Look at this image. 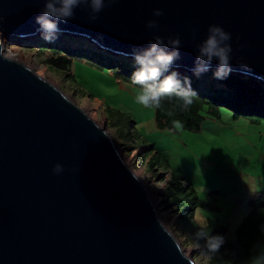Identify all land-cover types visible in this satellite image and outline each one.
I'll list each match as a JSON object with an SVG mask.
<instances>
[{
	"label": "water",
	"instance_id": "95a60500",
	"mask_svg": "<svg viewBox=\"0 0 264 264\" xmlns=\"http://www.w3.org/2000/svg\"><path fill=\"white\" fill-rule=\"evenodd\" d=\"M44 7L45 0H0V30L36 35ZM89 13L77 8L74 19L59 22L62 32L129 56L157 35L166 43L179 36L172 69L189 72L209 26H222L232 37V72L264 82V0H118L95 21ZM150 20L159 28L149 29ZM2 39L0 264H197L105 126L46 77L5 57Z\"/></svg>",
	"mask_w": 264,
	"mask_h": 264
},
{
	"label": "rangeland",
	"instance_id": "374dc122",
	"mask_svg": "<svg viewBox=\"0 0 264 264\" xmlns=\"http://www.w3.org/2000/svg\"><path fill=\"white\" fill-rule=\"evenodd\" d=\"M0 34L3 35V55L5 57H8L5 54L9 53L13 58H8L25 64L36 73L40 72V75L59 86L89 115L95 114L96 121L105 126L115 139L127 164L147 186L163 224L177 237L185 253L197 264H210V253L201 246L202 242L197 237V230L193 228L191 221L187 220L188 225H186L184 219L179 218L178 214L173 211L165 209L162 204L170 173L161 169L165 178H162L160 174L156 175L146 166L145 156H142L144 153L140 152L139 148L132 151L128 149L127 145L133 144L127 142L118 134L116 128L110 125L105 103L119 107L122 111L129 113L133 121L135 120L137 131L140 134L135 143L139 147L155 145L158 151L164 154L163 158L168 159L170 168L183 172L187 181L196 184L200 197L207 198L211 195L217 198L220 209L215 213L213 210L197 207L194 214L195 222L204 224L208 219L207 215L215 213L223 223L228 225L227 238L235 237L237 226L250 209L249 195L244 197V202L239 203L240 195L237 194L247 190L249 185L256 186L252 187V189L257 188L255 190L263 189L260 187L264 182L261 168L251 165V162L257 159L260 150L264 147V144L261 145V142L254 137L255 134H264V120L259 121L254 126V130H251L248 123L250 119L241 114L234 117L233 110L223 107L221 117L205 118V122L198 130H186L181 126H176L175 129H161L155 121V108H145L136 102L135 97L140 87L118 79L111 73L109 67L98 66L87 58H76L71 65V70L76 77L75 81L69 70H60L46 62V57L51 55V47L48 42L41 39L40 33L23 38L9 35L2 30ZM74 40L77 42H71ZM56 42L72 43L75 46L88 42L87 44L94 49L107 50L97 46L88 37L63 32ZM107 52L112 55L113 59L119 60L122 57L132 59L121 54ZM173 70L180 74L188 71L181 68ZM213 71L203 74L200 77L201 81L206 82L205 78H210L216 84L220 83V80L214 79ZM257 80L264 85L263 81ZM149 152L150 150L146 151V153ZM259 163L263 164L261 160ZM205 186L208 187L207 191H205ZM210 189L215 191L208 194ZM217 189L220 190L217 192ZM231 192L237 194L233 196L231 194L230 198L229 193Z\"/></svg>",
	"mask_w": 264,
	"mask_h": 264
},
{
	"label": "trees",
	"instance_id": "16d2710c",
	"mask_svg": "<svg viewBox=\"0 0 264 264\" xmlns=\"http://www.w3.org/2000/svg\"><path fill=\"white\" fill-rule=\"evenodd\" d=\"M63 43H49L51 55L46 57V62L60 70H69L73 80L76 81L75 74L71 70L73 61L76 58H87L98 66L109 67L111 73L118 79L142 87L135 84L131 78L136 68L133 57L125 56L132 59L122 57L117 60L112 58V55L107 52L108 50L94 49L87 44L88 42L78 46L72 43ZM183 76L192 79V87L197 93L192 97L193 103L184 109L182 101L176 98L163 100L160 108H155V121L159 128L175 129L176 125L173 122L179 121L183 129L197 130L205 118L221 117L223 107L233 110L234 117L241 114L252 121L264 120V85L256 78L232 72L227 79L220 80V83L216 84L210 78H205L206 82H202L200 77L197 78L193 72L181 74V77ZM105 111L110 125L115 127L118 134L124 137L127 142L133 144L127 145L128 149L132 151L139 148L140 152L144 153L142 156L146 157H144V161L148 169L156 175L160 174L162 178H165V175L161 169L170 173L163 193L162 204L165 209L178 214L179 218L184 219L186 225H188L187 220L191 221L197 233L224 237V243L220 250L216 253L209 252L210 264H258V261L264 262V191L256 192L250 199L249 212L237 226L234 238H227L228 225L217 216L208 215L204 224H197L194 215L197 207L217 212L220 205L215 200L200 197L191 182L186 180L183 172L170 168L168 159L163 158L164 154L160 153L155 145H148L144 148L135 143L140 134L137 131L135 120H132L129 113L109 103H105ZM147 150L150 152L146 153ZM199 240L206 247V238L200 237Z\"/></svg>",
	"mask_w": 264,
	"mask_h": 264
},
{
	"label": "clouds",
	"instance_id": "9594fccd",
	"mask_svg": "<svg viewBox=\"0 0 264 264\" xmlns=\"http://www.w3.org/2000/svg\"><path fill=\"white\" fill-rule=\"evenodd\" d=\"M116 2L118 0H45V7L36 17L41 39L48 43H55L62 32L59 22L67 23L74 19L75 10L82 5L90 8L89 19L95 21L106 5ZM153 15L160 17L164 13L161 9H155ZM147 27L158 29L159 24L156 20H150ZM231 39V34L222 26L215 24L209 26L207 38L197 45L195 66L192 69L197 78L213 71L211 65L214 62L216 63L213 71L214 79L225 80L231 75L233 71ZM148 44L147 48L134 51L132 56L121 53V55L133 57L136 65L131 78L135 84L142 86L137 90L136 102L145 108L158 109L163 100L176 98L182 101L183 108L187 109L193 103L192 97L197 94L192 87V79L188 76L181 77L178 71L172 70L175 62L180 59L181 38L169 37L166 43L164 37L157 35ZM244 67L246 68L247 65ZM173 123L177 127L180 126L179 121ZM53 171L60 174L64 168L61 164H56ZM197 237L206 238V247L202 241L201 246L207 248L210 253L218 252L224 243V237L219 235L198 232ZM258 264H264V262L258 261Z\"/></svg>",
	"mask_w": 264,
	"mask_h": 264
},
{
	"label": "crops",
	"instance_id": "0c3cea01",
	"mask_svg": "<svg viewBox=\"0 0 264 264\" xmlns=\"http://www.w3.org/2000/svg\"><path fill=\"white\" fill-rule=\"evenodd\" d=\"M205 122V120L203 121V123ZM203 123H202V125H203ZM249 124H250V128H251V130H254V126H256V124H258L259 122L257 121H249L248 122ZM201 125V126H202ZM201 128V127H200ZM198 130V129H197ZM255 138H256V140L258 141V142H261V145H263L264 144V134L263 133H259V134H255V136H254ZM259 160H261L262 162H263V164L262 165H260V163H259ZM251 165H255L256 167H260L261 168V175H262V177L264 178V147H262V149L260 150V152H259V156H257V159H255L254 161H252L251 162ZM185 175V174H184ZM251 173L249 174V176L251 177ZM185 178H186V175H185ZM189 182H191V181H189ZM191 184L193 185V187L195 188V189H197L196 188V184H194V183H192L191 182ZM244 185H247V184H244ZM252 187H256V186H252V185H249V187L247 188V190H245V191H243V192H240V193H236V192H231V193H229V196H230V198H231V194H232V196L236 193L237 195H240V199H238V202L239 203H241L242 201L244 202V200H245V198L248 196L249 198H248V203H249V207H250V199L252 198V196L256 193V192H261V191H264V182L262 183V186H260L261 188H263V189H260V190H255V189H257V188H254V189H252ZM207 189H208V187L207 186H205V191H207ZM245 189V188H244ZM220 189H217V192L219 191ZM197 191V190H196ZM213 191H215L214 189H210L209 191H208V194H210L211 192H213ZM247 195V196H246ZM211 196V195H210ZM208 196L206 199H211L212 198V200H215L216 201V203H217V198L216 197H214V196ZM246 196V197H245ZM245 197V198H244ZM203 198V197H202ZM236 198V197H235ZM235 198H233V200L235 199ZM244 199V200H243ZM218 204V203H217ZM248 211H249V209H248ZM216 213V212H215ZM209 214V215H213V216H217V214ZM208 216V215H207ZM232 221H233V219H231Z\"/></svg>",
	"mask_w": 264,
	"mask_h": 264
},
{
	"label": "bare ground",
	"instance_id": "6f19581e",
	"mask_svg": "<svg viewBox=\"0 0 264 264\" xmlns=\"http://www.w3.org/2000/svg\"><path fill=\"white\" fill-rule=\"evenodd\" d=\"M37 33H40L39 31L37 32ZM36 33V34H37ZM63 33H67V32H63ZM67 34H74V35H78V34H75V33H67ZM79 36H82V35H79ZM83 37H85V36H83ZM97 46H99L98 44H97ZM110 52H112V51H110ZM114 54H121V53H117V52H113ZM4 54V53H3ZM6 56H8V57H11L12 55H10L9 53H6L5 54ZM11 58H13V57H11ZM182 69V68H181ZM213 69V68H212ZM34 71V70H33ZM40 71V70H39ZM38 72V71H37ZM188 72V71H187ZM40 72H38V74H39ZM91 113V112H90ZM90 116H92V118H94L95 120H97L95 117V114L93 113V115H90ZM97 122V121H96ZM99 123V122H98ZM177 238V237H176ZM178 240V239H177ZM180 246H181V244H180ZM181 248H182V246H181ZM182 250H183V248H182ZM183 252L185 253V251L183 250ZM187 252V251H186ZM186 254V253H185ZM187 255V254H186Z\"/></svg>",
	"mask_w": 264,
	"mask_h": 264
}]
</instances>
